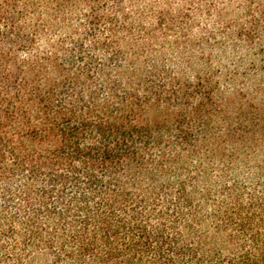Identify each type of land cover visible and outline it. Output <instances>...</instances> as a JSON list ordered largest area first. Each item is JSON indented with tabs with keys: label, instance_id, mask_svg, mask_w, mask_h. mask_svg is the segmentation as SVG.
Returning a JSON list of instances; mask_svg holds the SVG:
<instances>
[{
	"label": "trees",
	"instance_id": "16d2710c",
	"mask_svg": "<svg viewBox=\"0 0 264 264\" xmlns=\"http://www.w3.org/2000/svg\"><path fill=\"white\" fill-rule=\"evenodd\" d=\"M0 264H264V0H0Z\"/></svg>",
	"mask_w": 264,
	"mask_h": 264
}]
</instances>
